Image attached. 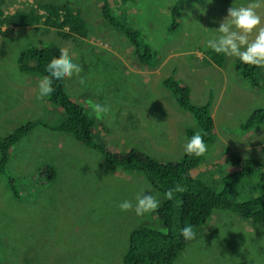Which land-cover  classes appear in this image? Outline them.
Returning a JSON list of instances; mask_svg holds the SVG:
<instances>
[{
    "label": "rangeland",
    "instance_id": "374dc122",
    "mask_svg": "<svg viewBox=\"0 0 264 264\" xmlns=\"http://www.w3.org/2000/svg\"><path fill=\"white\" fill-rule=\"evenodd\" d=\"M15 1L5 0L4 5ZM44 1L70 3L87 21L90 35L65 38L45 26L12 28L0 35V138L31 121L56 125L66 114L50 98L37 102V83L43 76L31 79L18 67L22 52L57 46L82 67L78 76L66 79V92L82 101L94 119L98 142L119 151L138 149L160 161L182 159L187 131L200 126L163 85L166 78L176 79L188 83L194 104L212 103L216 122L213 142L193 175L219 191L220 179L232 170L230 156L251 157L260 167L237 184L232 198L246 201L264 192V123L242 130L248 117L264 108V67L257 68L261 85L256 87L242 79L235 58L225 56L220 66L204 59L206 41L227 9L251 0H201L203 14L193 2L180 0H111L114 16L125 25L120 28L99 20L102 0H18L8 10ZM257 12L264 26V3ZM175 13L179 25L171 30ZM128 25L139 32L136 44L125 30ZM146 50L154 67L136 61ZM89 102L110 106L109 115L96 119ZM56 133L61 132L39 125L22 136L0 172V264H124L133 229L165 227L156 212L138 217L134 207L121 212L119 202L127 199L135 205V196L145 190L156 194L162 206L164 194L143 172L120 169L72 135L57 143ZM41 168H55L56 173L49 181L51 172ZM15 187L18 197L11 195ZM192 229L194 238L172 264H264V224L255 225L230 210H214L205 224Z\"/></svg>",
    "mask_w": 264,
    "mask_h": 264
},
{
    "label": "trees",
    "instance_id": "16d2710c",
    "mask_svg": "<svg viewBox=\"0 0 264 264\" xmlns=\"http://www.w3.org/2000/svg\"><path fill=\"white\" fill-rule=\"evenodd\" d=\"M102 1L105 21L117 28L125 26L118 23L114 16L111 0ZM17 2L18 0L7 3L5 6V0H0V35H7L12 28L40 26L58 31L65 38L88 37L90 35L87 21L78 11L74 12L76 9L70 3L44 1L36 5L29 4L27 8H17L14 12H10L8 6ZM180 2L189 3L193 0H180ZM173 16L171 30L179 25L176 20V13ZM128 28L125 30L136 44L135 36L139 32L133 30L129 25ZM136 48L139 53L143 52L138 49L137 45ZM61 50L57 46H43L24 51L19 56L18 67L22 72L33 76L47 75L46 65L53 57H58ZM204 52V59L210 58L219 66L224 64V55H218L211 49H206ZM134 54L136 55V51ZM136 60L142 65L147 64L154 67V64L149 63L151 62L150 50H146ZM257 68L256 66L241 64L239 61L235 65V69L240 73L242 79L259 87L261 81L257 75ZM163 85L173 92L181 108L188 110L198 119L200 126L198 131L188 130L187 137L190 138L198 132L203 136L207 145L213 142L216 122L211 114L212 103L208 101L202 105L194 104L191 101V90L188 83L166 78ZM50 99L63 108L66 113L65 116L52 126L41 120L31 121L18 127L8 136L0 138V172H4L7 162H10V151L13 145L37 126L46 125L54 131L74 136L79 142L98 150L110 162L124 170L143 172L154 187L163 194L172 188L181 189L174 193L172 200L166 199L163 205L155 211L165 230H158L145 225L131 231L129 244L122 258L124 264H172L180 251L191 242V240H185L179 235V229L184 226L193 228L205 224L214 210H230L242 215L255 225L264 224V192L246 201H236L232 198L237 184L260 167V163L256 159L232 154L230 156L232 170L220 179L221 186L217 191L205 180L194 176L192 173L205 156L190 157L184 155L180 160L162 162L137 149L132 152L119 151L114 146H107L105 143L101 144L96 140L98 130L94 129V119L85 110L82 101L73 100L66 92V80L54 83V93ZM260 123H264V108L252 113L242 124V130L248 131ZM43 169L44 172H51V175L46 176L47 180L50 181L56 173L55 168H41V170ZM46 178L43 177L42 182ZM12 185L15 186L13 182L10 183L11 187ZM18 195L19 192L15 187L13 196L18 197Z\"/></svg>",
    "mask_w": 264,
    "mask_h": 264
},
{
    "label": "clouds",
    "instance_id": "9594fccd",
    "mask_svg": "<svg viewBox=\"0 0 264 264\" xmlns=\"http://www.w3.org/2000/svg\"><path fill=\"white\" fill-rule=\"evenodd\" d=\"M205 2L211 4L214 0H205ZM193 3L201 14L205 13L206 9L200 6L198 0L196 2L193 0ZM261 3H264V0H251L247 6L242 5L239 7L234 6L232 3V6L227 9V14L219 21V26L215 28V33L211 38L207 39L205 47L218 55L222 54L226 57L235 58L241 64L264 67V26H261L262 17L257 12V8L260 7ZM187 14L191 16V10ZM250 36L252 37L251 39L249 38ZM45 70L47 75H44L37 83L35 96L37 102H45L53 95L55 82L64 81L74 75L78 76L82 71V67L78 63L73 62L68 51L61 50L58 57H53L48 62ZM28 77L31 79L35 78V76L30 74H28ZM80 83L84 84L85 81L81 78ZM89 107L98 120L105 119L111 111L110 106L102 103L89 102ZM100 143L103 144V142ZM207 150V144L203 136L198 132L188 138L183 145L184 155L190 157L204 156ZM8 184L10 185V183ZM180 190L179 188L167 190L164 193L165 199L172 200L174 193ZM133 207L136 216L143 217L145 214L155 212L160 207V200L152 191H150V194H145V190H141L135 196V205H133L131 200L127 199L118 204L121 212L133 210ZM179 235L185 240H192L195 233L191 226H184L179 229Z\"/></svg>",
    "mask_w": 264,
    "mask_h": 264
},
{
    "label": "crops",
    "instance_id": "0c3cea01",
    "mask_svg": "<svg viewBox=\"0 0 264 264\" xmlns=\"http://www.w3.org/2000/svg\"><path fill=\"white\" fill-rule=\"evenodd\" d=\"M99 9H100V13L97 15L98 16V18H99V20H101V21H105V16H104V13H103V6H102V4H100L99 3ZM105 27H110L109 25H106ZM106 29H108V28H106ZM137 61V60H136ZM139 63V62H138ZM140 64V63H139ZM127 66H128V64H126ZM142 66V65H141ZM128 68L130 69V70H132V71H138L137 69H138V67L136 66L135 68H133V67H129L128 66ZM153 71V70H152ZM147 76V75H146ZM151 77H152V73L150 72L149 73V76H147V80H148V78L151 80ZM56 135H57V139H56V142L57 143H64L65 142V140L66 139H69L70 137H68L67 136V134H64V133H56ZM8 186H9V188L10 189H12L13 187H11L9 184H8ZM11 191V195H13V191L12 190H10Z\"/></svg>",
    "mask_w": 264,
    "mask_h": 264
}]
</instances>
